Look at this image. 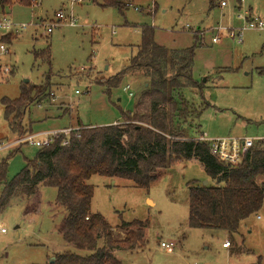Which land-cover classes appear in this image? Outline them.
Here are the masks:
<instances>
[{
  "label": "rangeland",
  "instance_id": "1",
  "mask_svg": "<svg viewBox=\"0 0 264 264\" xmlns=\"http://www.w3.org/2000/svg\"><path fill=\"white\" fill-rule=\"evenodd\" d=\"M128 2L122 13L101 7L102 0L73 5L67 0H43L36 7L13 4L5 10V19L27 28L0 37L7 50L0 51L2 149L28 135L24 132L29 128L31 134L42 135L75 128L76 123L93 127L121 123V112L134 109L150 79L142 71L120 75L136 55L143 26L153 29L154 43L168 52L189 49L195 43L193 36L198 39L190 66L197 84L180 91L194 112L181 125L182 135L264 139V30H243L238 41L246 22L264 21V0ZM61 10L71 13L76 26L64 24L47 33L46 25ZM230 32L235 38L229 37ZM216 36L218 41L212 43ZM42 50H48L49 63L34 58ZM46 76L49 96L34 101L24 116L7 121L2 99H17L23 86L41 85ZM11 123L20 125V131L13 132ZM38 149L23 145L0 150V160L19 150L8 160V180ZM204 182L213 184L195 160L160 171V178L147 190L122 180L91 177L87 181L94 189L91 212L101 214L114 232L121 221L148 224L142 250H115L113 256L121 264H264V201L236 234L188 227V190ZM56 195L54 188L40 187L37 199L26 201V205L36 201L32 213L23 214V203L0 210V226L5 229L0 233V264H47L54 254L73 251L57 231L64 211L55 204ZM224 242L230 247L223 248ZM160 243H172L174 248L166 251Z\"/></svg>",
  "mask_w": 264,
  "mask_h": 264
},
{
  "label": "trees",
  "instance_id": "2",
  "mask_svg": "<svg viewBox=\"0 0 264 264\" xmlns=\"http://www.w3.org/2000/svg\"><path fill=\"white\" fill-rule=\"evenodd\" d=\"M32 1L18 4L28 7ZM13 4L17 3L0 0V13ZM128 5V0H102L101 7L122 13ZM193 38V47L168 52L154 43L153 29L143 26L136 55L120 75L142 71L150 79L134 109L121 112V123L95 127L76 123L78 130L69 135L66 144L63 135L56 136L49 146L39 148L33 159L25 160L24 168L10 180L8 160L19 150L0 160V210L11 203H23V213L27 215L37 204L35 201L26 205V201L36 200L40 187L56 190L55 204L64 211L57 231L73 251L56 253L47 264H121L113 251L143 249L146 221H121L118 232H114L101 214L91 212L94 189L87 181L93 176L126 181L147 190L160 178V171L195 160L213 184L189 188V228L236 234L244 220L261 210L264 147L255 146L238 165L230 167L212 157L205 143L181 134V125L194 114L180 96L183 87L197 84L190 74L194 51L199 47L198 39ZM33 56L49 63L48 50ZM49 93L48 76L41 85L23 86L17 99H2L5 118L9 121L12 116H24L34 101L44 100ZM20 128L10 125L16 133ZM26 134H31L30 128ZM118 233L122 239L117 238ZM100 241L102 245L98 247Z\"/></svg>",
  "mask_w": 264,
  "mask_h": 264
},
{
  "label": "built area",
  "instance_id": "3",
  "mask_svg": "<svg viewBox=\"0 0 264 264\" xmlns=\"http://www.w3.org/2000/svg\"><path fill=\"white\" fill-rule=\"evenodd\" d=\"M43 0H33L28 7H36L40 5ZM70 5L73 4H81L84 0H67ZM241 2L243 0H240ZM22 0H14V3H20ZM221 6H224V3H221ZM4 14H0V37L6 35H13V30L15 33L17 31H23L27 28V25H14L9 20L5 19ZM68 25L70 27L76 26L75 19L72 17L71 13H68L66 10H61L54 15V20H51L48 25H46L47 33H50L53 28L59 27L60 25ZM246 29H254V30H264V21L261 20H249L246 22L245 27L239 31L238 41L240 42L242 31ZM220 29H218L219 31ZM230 38H235V34L233 32L229 33ZM218 41L217 36L212 39V43H216ZM0 51L7 52L5 47L0 43ZM129 87L126 86L123 88V91L127 92ZM75 94H78V91H75ZM132 94H129L131 96ZM78 128H65L61 131L51 132V133H42L33 135L28 134L24 137L17 138L13 143L5 145L3 149H10L11 147L20 148L23 145H29L36 148H44L49 146L53 139L58 135H63L65 137L64 144L67 143V139L72 132L77 131ZM201 143H205L212 157L218 160L221 163L226 164L227 166L233 167L238 165L244 156L247 154L249 150L254 148L255 146L264 147V139H249V138H238V137H226V138H217V139H206L204 137H200L199 139H195ZM0 147V150H3ZM0 233L4 234L5 229L0 226ZM229 243L224 242L222 244L223 248H229ZM160 247L166 251H171L174 248V244L169 243H160Z\"/></svg>",
  "mask_w": 264,
  "mask_h": 264
},
{
  "label": "water",
  "instance_id": "4",
  "mask_svg": "<svg viewBox=\"0 0 264 264\" xmlns=\"http://www.w3.org/2000/svg\"><path fill=\"white\" fill-rule=\"evenodd\" d=\"M25 82H27V81H25ZM202 186H207V182H204ZM53 259H54V258L52 257V258H51V261H53Z\"/></svg>",
  "mask_w": 264,
  "mask_h": 264
},
{
  "label": "crops",
  "instance_id": "5",
  "mask_svg": "<svg viewBox=\"0 0 264 264\" xmlns=\"http://www.w3.org/2000/svg\"><path fill=\"white\" fill-rule=\"evenodd\" d=\"M148 201L152 202L151 200L147 199V202H148ZM34 209H35V208H34ZM33 211H34V210H33ZM23 214H24V213H23ZM257 219H258V217H257ZM229 247H230V246H229ZM226 249H227V248H226ZM50 260H51V259H50Z\"/></svg>",
  "mask_w": 264,
  "mask_h": 264
}]
</instances>
